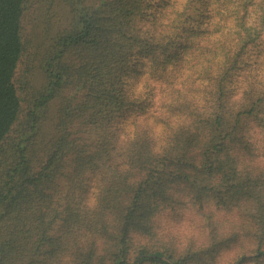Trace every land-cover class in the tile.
Instances as JSON below:
<instances>
[{
  "label": "trees",
  "instance_id": "1",
  "mask_svg": "<svg viewBox=\"0 0 264 264\" xmlns=\"http://www.w3.org/2000/svg\"><path fill=\"white\" fill-rule=\"evenodd\" d=\"M0 264H264V0H0Z\"/></svg>",
  "mask_w": 264,
  "mask_h": 264
}]
</instances>
